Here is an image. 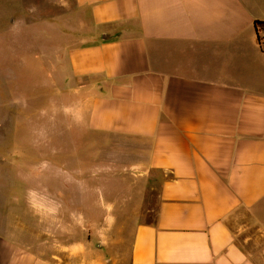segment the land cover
<instances>
[{"label": "crops", "instance_id": "0c3cea01", "mask_svg": "<svg viewBox=\"0 0 264 264\" xmlns=\"http://www.w3.org/2000/svg\"><path fill=\"white\" fill-rule=\"evenodd\" d=\"M71 3L78 31L58 57L85 82L79 124L99 135L98 158L133 180L97 206L96 221L135 225L128 264H264V26H254L264 0ZM65 173L53 222L74 224ZM87 188L109 197L105 185ZM148 190L153 220L141 219ZM60 250L51 264H62ZM0 264L46 263L0 223Z\"/></svg>", "mask_w": 264, "mask_h": 264}, {"label": "rangeland", "instance_id": "374dc122", "mask_svg": "<svg viewBox=\"0 0 264 264\" xmlns=\"http://www.w3.org/2000/svg\"><path fill=\"white\" fill-rule=\"evenodd\" d=\"M77 20L71 0H0V223L46 264L59 247L62 264H128L135 225L121 215L116 223L96 219L102 214L97 206L115 202L132 177L116 172V159H100L92 150L99 135L85 131L77 114L85 82L73 81L58 57L74 41ZM106 162L111 172L102 175ZM59 169L70 170L76 185L74 224L53 222ZM87 185L107 186L109 197ZM153 195L146 193L143 220H153ZM68 245L76 256L63 250Z\"/></svg>", "mask_w": 264, "mask_h": 264}, {"label": "trees", "instance_id": "16d2710c", "mask_svg": "<svg viewBox=\"0 0 264 264\" xmlns=\"http://www.w3.org/2000/svg\"><path fill=\"white\" fill-rule=\"evenodd\" d=\"M254 26H264V23H261V22H255V23H254Z\"/></svg>", "mask_w": 264, "mask_h": 264}]
</instances>
